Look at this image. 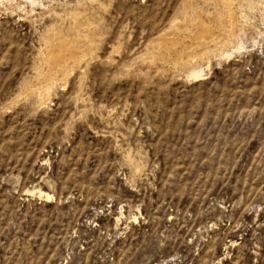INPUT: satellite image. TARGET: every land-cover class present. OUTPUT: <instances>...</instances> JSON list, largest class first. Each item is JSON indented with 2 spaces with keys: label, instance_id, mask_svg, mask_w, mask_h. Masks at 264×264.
Listing matches in <instances>:
<instances>
[{
  "label": "rangeland",
  "instance_id": "374dc122",
  "mask_svg": "<svg viewBox=\"0 0 264 264\" xmlns=\"http://www.w3.org/2000/svg\"><path fill=\"white\" fill-rule=\"evenodd\" d=\"M223 1L0 2V264H264V0L201 57ZM61 29L85 39L51 71Z\"/></svg>",
  "mask_w": 264,
  "mask_h": 264
},
{
  "label": "bare ground",
  "instance_id": "6f19581e",
  "mask_svg": "<svg viewBox=\"0 0 264 264\" xmlns=\"http://www.w3.org/2000/svg\"><path fill=\"white\" fill-rule=\"evenodd\" d=\"M2 0H0L1 2ZM9 1V0H6ZM11 1V0H10ZM14 1V0H12ZM27 1V0H25ZM225 1V0H224ZM223 1V2H224ZM30 2V1H29ZM33 2V1H32ZM31 2V3H32ZM38 2V1H37ZM36 2V3H37ZM3 3V2H2ZM5 3V2H4ZM35 3V2H34ZM227 6H228V10H227V20L225 22H223L220 19V23L221 26L223 28V30H225L226 28H229L228 30L226 29V33L225 35L223 34V32H221L220 34L216 35V31L214 32V27H212V25L207 21V19L202 16L201 14H199L197 11V14L192 17L190 19V24H191V34L190 37L193 40V43L196 44V46L199 49H203L202 53H201V57H206L208 55V53L210 52V47L208 46L209 42H213L212 40L215 41V43H217L218 45H224L227 42H229L233 37H235L236 35V31L239 28V23H238V19H237V14H236V10L232 4L231 1L226 0ZM1 4V3H0ZM38 4V3H37ZM15 5V4H14ZM34 5V4H33ZM19 6V4H18ZM17 8V7H16ZM225 9V8H224ZM3 12V11H2ZM56 12V11H54ZM53 12V13H54ZM73 19V18H72ZM209 20V19H208ZM75 21V20H74ZM181 22V21H180ZM176 26V25H175ZM190 26V25H189ZM177 27V26H176ZM179 28H182L181 26L178 25ZM214 28V29H213ZM218 28V27H216ZM241 28V27H240ZM56 29V28H55ZM172 29V28H171ZM183 29V28H182ZM70 30V29H69ZM80 30V29H79ZM174 30V29H173ZM177 30V29H175ZM216 30V29H215ZM52 31V30H51ZM82 31V30H81ZM85 31V30H84ZM89 31V30H88ZM70 32V31H69ZM74 32V31H73ZM176 32V31H175ZM50 33V31H49ZM68 33V32H67ZM90 33V32H88ZM178 33V32H176ZM180 33V32H179ZM185 33V32H184ZM84 34V32L82 33ZM89 34H87L88 36ZM161 35V34H159ZM189 35V34H188ZM86 36V37H87ZM168 36V35H167ZM171 36V35H170ZM48 41H49V50L47 52L48 54V63H49V67L51 71H55V70H59L62 65L69 60V58H76L78 57L77 54L80 53L79 52V46L80 43H82V41L85 39L84 35H68L66 34L62 29L61 31H52V33L50 34V36H48ZM184 37V36H182ZM209 37H211V39H209ZM90 38V37H89ZM157 38V37H156ZM186 38V37H185ZM209 39V40H208ZM208 40V41H207ZM84 42V41H83ZM154 43H156V50H158V55H160V57H162L163 59H166L167 61L174 63L175 65H187V64H191V58H190V53L188 54L185 51V47H184V42L183 40L179 37V36H174V37H166V36H159L157 39L153 40ZM214 43V44H215ZM191 44V43H189ZM211 44V43H210ZM213 44V45H214ZM216 44V45H217ZM228 44V43H227ZM46 46V45H45ZM155 48V47H154ZM188 49V48H186ZM189 51V49H188ZM191 52V50H190ZM193 52V49H192ZM197 52V51H196ZM45 54V55H47ZM186 55H188V57L186 58ZM199 57V56H198ZM204 59V58H203ZM44 60L45 57H44ZM74 60V59H72ZM194 61V59H193ZM47 62V61H46ZM67 63V62H66ZM68 64V63H67ZM39 68V67H38ZM66 68V66H65ZM52 73V72H50ZM55 73V72H54ZM49 74V73H48ZM46 74V75H48ZM194 74V73H193ZM45 75V76H46ZM201 73H198V76H200ZM50 77V76H49ZM43 78V77H42ZM48 78V77H47ZM52 78V77H50ZM48 83L49 82V79ZM55 79V77H53ZM197 78V77H196ZM40 80H42L40 78ZM44 80V79H43ZM43 82V81H41ZM45 82V81H44ZM43 82V83H44ZM47 82V81H46ZM53 82V80H52ZM47 83V84H48ZM52 84V83H50ZM45 86V85H44ZM52 86V85H51ZM50 86V87H51ZM46 87V86H45ZM48 87V86H47ZM45 89V88H44ZM47 90V89H45ZM51 90V89H50ZM49 92V91H48ZM45 195V194H44Z\"/></svg>",
  "mask_w": 264,
  "mask_h": 264
}]
</instances>
